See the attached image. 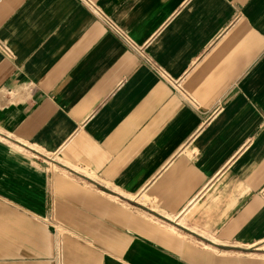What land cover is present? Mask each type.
I'll return each instance as SVG.
<instances>
[{"label": "crops", "instance_id": "obj_1", "mask_svg": "<svg viewBox=\"0 0 264 264\" xmlns=\"http://www.w3.org/2000/svg\"><path fill=\"white\" fill-rule=\"evenodd\" d=\"M90 1L0 0V264H264V0Z\"/></svg>", "mask_w": 264, "mask_h": 264}, {"label": "built area", "instance_id": "obj_2", "mask_svg": "<svg viewBox=\"0 0 264 264\" xmlns=\"http://www.w3.org/2000/svg\"><path fill=\"white\" fill-rule=\"evenodd\" d=\"M82 2H84L91 10L92 12L97 15L99 18H101L102 20L106 21L108 24H110V19L109 17L103 13L96 5H94L90 0H81ZM126 37V36H125ZM80 171L81 167L79 165H76L73 167L72 171Z\"/></svg>", "mask_w": 264, "mask_h": 264}]
</instances>
